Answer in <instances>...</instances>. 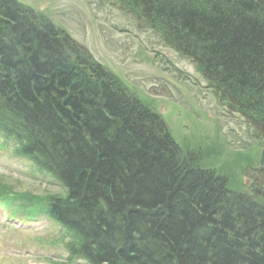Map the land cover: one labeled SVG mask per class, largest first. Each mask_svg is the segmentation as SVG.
Here are the masks:
<instances>
[{"label":"trees","instance_id":"16d2710c","mask_svg":"<svg viewBox=\"0 0 264 264\" xmlns=\"http://www.w3.org/2000/svg\"><path fill=\"white\" fill-rule=\"evenodd\" d=\"M123 1L264 140V0ZM0 134L62 190L25 194L21 208L74 233L70 258L264 264V189L262 199L233 191L85 47L17 0H0Z\"/></svg>","mask_w":264,"mask_h":264},{"label":"rangeland","instance_id":"374dc122","mask_svg":"<svg viewBox=\"0 0 264 264\" xmlns=\"http://www.w3.org/2000/svg\"><path fill=\"white\" fill-rule=\"evenodd\" d=\"M18 1L45 15L143 104L161 112L174 141L183 150L197 151L202 166L229 175L230 187L237 190L245 188L247 177L253 191L256 176L247 167L256 162L260 145L252 130L219 100L195 64L167 45L133 6L123 0ZM14 148L11 143L10 151L0 150L2 192L20 196L10 203L0 195L1 206L14 211L6 215L0 207V264H61L67 256L62 244L73 237L46 219L21 218L24 212L15 213V207L25 202L21 195L44 197L62 190L49 174L16 157ZM259 186L264 189V178Z\"/></svg>","mask_w":264,"mask_h":264},{"label":"bare ground","instance_id":"6f19581e","mask_svg":"<svg viewBox=\"0 0 264 264\" xmlns=\"http://www.w3.org/2000/svg\"><path fill=\"white\" fill-rule=\"evenodd\" d=\"M136 9H137L138 11H137ZM136 9H135V12H136V13H139V11H140L141 13H143L140 7H136ZM141 17H142V16H141ZM64 50H65V52H67V53L71 56V54H72V50H73V49H71V48H69V47H68V48L65 47ZM71 59H73V58H71ZM84 70H85L84 73H85L86 75H90V76L92 75V70H91V69H89V68H85ZM110 73L113 74L112 72H110ZM113 75L116 76L115 74H113ZM116 77H117V76H116ZM117 79H118V78H117ZM118 80H119V79H118ZM106 83H107V85H110V82H106ZM122 85H124V84H122ZM151 111L154 112V113H156V114L159 113V112H157V111H155V110L153 111L152 109H151ZM253 140H254V142H255L256 144H258V145H260V146H261V144H264V140L261 141V138L258 137L257 135H253ZM214 170H215V169H214ZM216 171H217L218 173H221V172L218 171V170H216ZM224 176H225V178H226L228 181H230L231 178H230L229 175L226 174V175H224ZM230 188H231L233 191H238L237 189H233L232 187H230Z\"/></svg>","mask_w":264,"mask_h":264},{"label":"water","instance_id":"95a60500","mask_svg":"<svg viewBox=\"0 0 264 264\" xmlns=\"http://www.w3.org/2000/svg\"><path fill=\"white\" fill-rule=\"evenodd\" d=\"M259 168L264 170V147L260 152V159H259Z\"/></svg>","mask_w":264,"mask_h":264}]
</instances>
